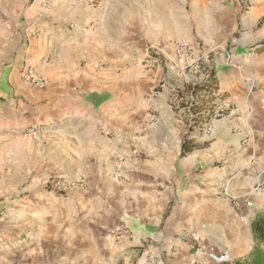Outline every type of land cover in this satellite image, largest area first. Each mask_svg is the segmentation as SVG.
<instances>
[{"label":"crops","instance_id":"0c3cea01","mask_svg":"<svg viewBox=\"0 0 264 264\" xmlns=\"http://www.w3.org/2000/svg\"><path fill=\"white\" fill-rule=\"evenodd\" d=\"M119 11L109 0H0V73H9L17 92L36 98L41 93L49 101L47 120L55 133L68 138L69 151L77 156L73 160L82 161L85 172L80 176L96 189L106 185L105 179L111 181L115 215L125 213L124 200L129 208L140 197L170 203L169 215L181 224L164 230L178 235L175 242L168 241L173 252L163 254L167 264H190L194 233L204 248L242 260L254 245L251 222L257 214L264 217V73L260 65L257 73H247L252 62L263 63L264 57H245L260 35L259 41L236 45L238 70L227 68L224 59L215 66L216 91L226 109L210 131L198 126L190 131L182 99L174 100L180 108L172 110L165 86L143 97L145 87L152 89L160 81L159 69L118 71L120 63L133 58L131 42L121 43L114 33L115 22L120 27L127 20L115 18ZM263 14L264 6L254 9L251 28ZM7 19L9 28L4 27ZM230 25L232 30L235 24ZM125 27L117 32L124 35ZM15 40L17 53L10 49ZM84 60L87 66L81 67ZM28 69L45 77L49 86L40 90L20 81ZM166 74L168 87L191 82L194 73ZM185 139L192 149L187 153L182 152ZM117 175L125 187L115 185ZM238 229L243 230L241 238ZM30 259L46 264L47 256Z\"/></svg>","mask_w":264,"mask_h":264},{"label":"rangeland","instance_id":"374dc122","mask_svg":"<svg viewBox=\"0 0 264 264\" xmlns=\"http://www.w3.org/2000/svg\"><path fill=\"white\" fill-rule=\"evenodd\" d=\"M109 3L113 9H120L116 19H127L120 27L115 22L114 33L121 43L131 42L133 48L132 61L120 63L118 71L124 68L144 74L159 69L162 73L161 82L156 80L155 87L143 89L144 98L163 90L161 83L168 82L166 73L170 77L194 73L187 84L169 81L171 85H165L171 109L188 110L190 131L202 127L206 117L201 111L210 109L206 93L193 91L200 77L215 71L223 59L227 68L238 70L239 58L233 50L243 40H260L248 46L245 57H264V14L251 28L252 13L255 8H263L264 0ZM230 22L235 24L232 30ZM122 27L124 35L117 32ZM17 46L18 42L12 41L11 51L17 53ZM146 56L157 60L154 68L144 67ZM86 64V60L82 61L81 67ZM250 65L252 69L247 73H257V65L264 73V62ZM8 76L9 73H0V264H35L30 258L38 255L47 256L46 264H167L163 254L173 252L168 241L175 242L178 235L164 230L181 224L178 217L169 215L170 203H149L140 197L129 208V202L124 200L125 213L115 215L117 201L108 193L111 181L105 179L106 185L98 189L86 183L80 176L85 172L83 163L73 160L77 156L69 151L68 138L55 133L47 120L49 101L41 93L38 99L17 92ZM142 80L143 77L138 82ZM20 81L27 82L21 76ZM179 99L181 106L177 108L174 100ZM122 182L117 175L115 185L119 183L123 188ZM129 211L141 214L133 217ZM242 231L236 230L240 238Z\"/></svg>","mask_w":264,"mask_h":264},{"label":"built area","instance_id":"2783aa9c","mask_svg":"<svg viewBox=\"0 0 264 264\" xmlns=\"http://www.w3.org/2000/svg\"><path fill=\"white\" fill-rule=\"evenodd\" d=\"M39 21V20H38ZM36 21V22H38ZM4 27L9 28L8 24L5 23ZM144 67L146 68H154L158 63L155 58L152 56H146L144 61ZM23 78L27 81L31 86L37 87L39 89H46L49 86V81L42 76L34 74L29 69L22 73ZM208 73L202 76L201 81H204L208 78ZM166 81L161 83V87L165 86ZM207 98L210 99V103L208 104L210 109L206 108L201 111V114L206 117L204 120V124L201 129L206 131H210L212 129V125L214 122L221 117L223 112L226 109V104L221 94L216 91V89L208 94ZM260 186V185H259ZM260 188V187H259ZM191 250L192 252V263L197 264H234L233 258L228 252H214L211 250L205 251L204 247L201 243L200 235L194 233L191 237Z\"/></svg>","mask_w":264,"mask_h":264},{"label":"trees","instance_id":"16d2710c","mask_svg":"<svg viewBox=\"0 0 264 264\" xmlns=\"http://www.w3.org/2000/svg\"><path fill=\"white\" fill-rule=\"evenodd\" d=\"M100 1V0H96ZM32 3V0H29V4ZM208 78L200 83H197L193 91H202L206 94L214 91L216 89V81L214 78V71H210L208 73ZM182 143V152L187 153L191 151L187 149L186 142ZM250 232L253 240V248L249 252V254L243 259L236 261L234 264H264V217L257 214L253 221L250 224Z\"/></svg>","mask_w":264,"mask_h":264}]
</instances>
